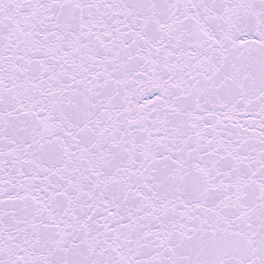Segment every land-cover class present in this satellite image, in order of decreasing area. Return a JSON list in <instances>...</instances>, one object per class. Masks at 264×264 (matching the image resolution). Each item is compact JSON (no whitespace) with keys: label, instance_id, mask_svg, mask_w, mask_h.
Segmentation results:
<instances>
[{"label":"snow or ice","instance_id":"6c2138e0","mask_svg":"<svg viewBox=\"0 0 264 264\" xmlns=\"http://www.w3.org/2000/svg\"><path fill=\"white\" fill-rule=\"evenodd\" d=\"M0 264H264V0H0Z\"/></svg>","mask_w":264,"mask_h":264}]
</instances>
